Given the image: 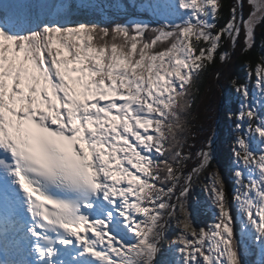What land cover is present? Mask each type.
<instances>
[{"label":"snow or ice","instance_id":"6c2138e0","mask_svg":"<svg viewBox=\"0 0 264 264\" xmlns=\"http://www.w3.org/2000/svg\"><path fill=\"white\" fill-rule=\"evenodd\" d=\"M224 8L0 3V264H264V0H232L220 25ZM238 47L230 192L195 113Z\"/></svg>","mask_w":264,"mask_h":264},{"label":"trees","instance_id":"16d2710c","mask_svg":"<svg viewBox=\"0 0 264 264\" xmlns=\"http://www.w3.org/2000/svg\"><path fill=\"white\" fill-rule=\"evenodd\" d=\"M231 2L232 0H224L225 8L223 19L219 21L220 25H223L228 18V5ZM226 50H229L227 46ZM250 55L253 65H255L259 56L264 55V27L257 30L256 43ZM246 58L247 57L241 58L240 48L238 47L236 50L232 51L231 61L228 64L224 65L218 62L217 65L206 74L201 84L200 98L195 113V115L202 117L207 110L213 117L212 120L201 121L203 124L201 140L212 131L215 132L217 140L218 127L221 129V140L218 142L216 141L214 145L215 156L217 165L221 166V171L226 175L230 192L233 187V182L229 172V146L233 139V125L232 122L228 120V113L230 111L235 112L238 108L230 80L232 78H237L240 82H244L246 79V71L243 67V59ZM217 72L220 74L219 79L216 77ZM197 201L200 202V210L196 215V223L203 226L211 222L212 215L205 204L206 195L203 191L199 190L198 184L193 189L192 203L196 204Z\"/></svg>","mask_w":264,"mask_h":264},{"label":"rangeland","instance_id":"374dc122","mask_svg":"<svg viewBox=\"0 0 264 264\" xmlns=\"http://www.w3.org/2000/svg\"><path fill=\"white\" fill-rule=\"evenodd\" d=\"M5 2V0H0V3H4ZM218 130H219V132H220V127H218ZM218 132V138H217V142L219 141V140H221V132L219 133ZM219 139V140H218ZM219 168H221V166L219 165ZM225 179H226V175H225ZM226 181H227V179H226ZM203 183H204V181L203 180H201L199 183H198V187H199V190H201V191H203L202 190V185H203Z\"/></svg>","mask_w":264,"mask_h":264},{"label":"water","instance_id":"95a60500","mask_svg":"<svg viewBox=\"0 0 264 264\" xmlns=\"http://www.w3.org/2000/svg\"><path fill=\"white\" fill-rule=\"evenodd\" d=\"M219 140V139H218Z\"/></svg>","mask_w":264,"mask_h":264}]
</instances>
